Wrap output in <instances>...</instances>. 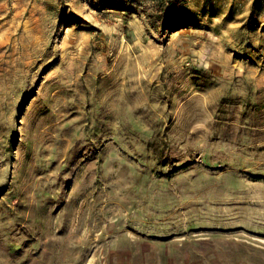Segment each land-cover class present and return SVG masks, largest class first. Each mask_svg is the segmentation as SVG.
<instances>
[{
    "label": "rangeland",
    "instance_id": "1",
    "mask_svg": "<svg viewBox=\"0 0 264 264\" xmlns=\"http://www.w3.org/2000/svg\"><path fill=\"white\" fill-rule=\"evenodd\" d=\"M0 0V264H264V0Z\"/></svg>",
    "mask_w": 264,
    "mask_h": 264
},
{
    "label": "trees",
    "instance_id": "2",
    "mask_svg": "<svg viewBox=\"0 0 264 264\" xmlns=\"http://www.w3.org/2000/svg\"><path fill=\"white\" fill-rule=\"evenodd\" d=\"M170 4L173 7L180 9L181 12H183L185 10V8L182 6V3L180 2V0H172V1H170Z\"/></svg>",
    "mask_w": 264,
    "mask_h": 264
}]
</instances>
